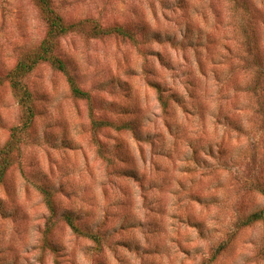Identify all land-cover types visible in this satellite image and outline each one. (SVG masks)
<instances>
[{"label": "rangeland", "instance_id": "obj_1", "mask_svg": "<svg viewBox=\"0 0 264 264\" xmlns=\"http://www.w3.org/2000/svg\"><path fill=\"white\" fill-rule=\"evenodd\" d=\"M53 3L138 42L60 39L91 103L49 63L26 78L36 116L0 184V264H264V222L239 227L264 206V0ZM45 33L35 0H0V150L21 123L6 76ZM66 212L107 241L75 234Z\"/></svg>", "mask_w": 264, "mask_h": 264}, {"label": "trees", "instance_id": "obj_2", "mask_svg": "<svg viewBox=\"0 0 264 264\" xmlns=\"http://www.w3.org/2000/svg\"><path fill=\"white\" fill-rule=\"evenodd\" d=\"M35 1L46 23V33L45 38L40 45L24 52L16 66L9 71L6 76L20 105L21 123L13 128L10 139L0 150V184L3 182L7 171L12 165V152L19 148L24 135L28 133V130L30 129L36 116L35 97L26 82V78L39 64L49 63L54 69L62 72L66 76L71 87L72 94L75 97L87 100L90 103L92 101L90 92L81 87L78 77L71 70L70 59L67 55L61 53L59 45L60 39L79 30H85L93 37L115 34L129 38L134 42H138L136 33L127 27L121 25L104 26L99 21L91 18L68 22L56 8L53 0ZM247 9L248 8L246 7L244 10L245 12L241 14L242 17L239 19L240 23L244 27L248 21H251V17L249 16ZM254 34L255 33L253 31H250V41H255V38L252 36ZM262 67L264 66H261V69H263ZM261 73H264V70H261ZM159 100L162 103L163 108H167L169 106L167 98L164 97L162 93H160ZM93 124L96 127L110 126L117 130L133 129L131 122H122L119 124L110 120L104 121L93 118ZM40 190L45 195V201L49 209L52 211V216H56L57 212L52 199L51 191L43 186H40ZM259 190L261 194L264 195V186H261ZM63 218L75 234L91 239L100 247L107 241V234L80 223L79 218H77L73 213L66 212L63 214ZM257 222H264V206L241 216L239 219V227L252 225ZM221 247L222 246H220L217 251L222 250Z\"/></svg>", "mask_w": 264, "mask_h": 264}]
</instances>
